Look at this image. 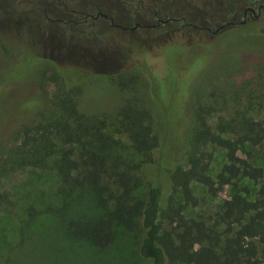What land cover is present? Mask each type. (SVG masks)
I'll return each instance as SVG.
<instances>
[{"label":"rangeland","instance_id":"374dc122","mask_svg":"<svg viewBox=\"0 0 264 264\" xmlns=\"http://www.w3.org/2000/svg\"><path fill=\"white\" fill-rule=\"evenodd\" d=\"M52 1L21 0L17 8L10 0L0 1V140L50 113L57 92L54 73L66 78L69 75L81 84L78 110L85 116L105 119L106 131L116 137L119 109L137 97L152 114L159 138L154 152L158 164L138 169L142 158L124 138L127 147L118 151L116 161L137 179L138 193L159 179L167 197L170 190L164 169H173L187 159L196 113L201 112L217 133L218 126L228 127L230 131L222 134L223 138L235 139L246 120L264 125V60L255 58L264 55L262 25L216 35L198 28L170 32L180 27L174 22L148 31L108 28L97 32L99 41L83 35L70 46L69 33L62 36L52 30L59 25L47 21L44 7L49 18H64L71 13L63 10L72 7L94 14L92 1L122 26L132 25L130 13H120L115 0H62L65 7ZM205 1L162 0L159 4L171 9L175 17L183 16L186 22L214 31L216 21L206 18L212 19L223 10L216 4L205 6ZM19 11L30 14L20 20ZM92 25L88 20L86 26ZM121 73L136 77L135 89L118 86L116 76ZM242 150L250 152V161L264 169V141ZM202 151L210 156L209 174L216 180L227 163L226 151L211 144ZM242 157L240 151L235 153V158ZM58 159L59 155H53L45 161V168L25 167L0 176V264H151L138 252L143 236L140 226L132 231L116 226L114 240L104 250L67 234L66 225L71 221L94 220L110 213L112 201L90 188L66 185L57 172ZM242 187L249 189V199L258 197V184L241 178L238 188ZM191 191L194 205L187 203L180 191L173 196V205L182 207L186 218L211 224L233 189L224 186L217 197H211L205 187L192 183ZM161 222L163 229L173 228L165 213Z\"/></svg>","mask_w":264,"mask_h":264},{"label":"trees","instance_id":"16d2710c","mask_svg":"<svg viewBox=\"0 0 264 264\" xmlns=\"http://www.w3.org/2000/svg\"><path fill=\"white\" fill-rule=\"evenodd\" d=\"M255 58L263 61L264 55ZM52 76L57 92L50 113L44 117L41 114L42 119L23 124L9 138L0 140V176L25 167L45 168L50 156L59 155L57 172L66 185L81 190L90 188L112 201L110 213L66 225L68 235L89 240L96 249L104 250L113 242L116 226L128 231L140 226L143 236L138 252L151 264H264V169L250 161V152L242 150L246 145L256 147L264 141L261 122L246 120L235 139L223 138L221 135L230 131L228 127L218 126L217 133L201 112L196 113L187 159L173 169H164L169 196L159 179L150 182L140 194L137 179L123 170L116 159L118 151L127 147L124 138L142 158L138 169L158 164L154 152L159 138L150 110L137 97L126 101L117 113L116 137L106 131L105 119L85 116L78 110V81L69 75ZM116 77L120 88L135 87V76L121 73ZM208 144L226 151L227 163L216 180L209 174L210 156L202 151ZM238 151L242 158H235ZM241 178L259 185L257 198H248L247 187L238 188ZM192 183L205 187L211 197H217L224 186L233 189L211 224L186 218L182 207L172 203L180 191L184 200L194 205ZM163 213L173 225L170 231L162 227Z\"/></svg>","mask_w":264,"mask_h":264},{"label":"flooded vegetation","instance_id":"af4514ba","mask_svg":"<svg viewBox=\"0 0 264 264\" xmlns=\"http://www.w3.org/2000/svg\"><path fill=\"white\" fill-rule=\"evenodd\" d=\"M40 1L44 2V0ZM115 1L117 2L116 8L119 9L120 13H123V15H126L127 12L130 13V21L132 23L131 26L116 24L112 16L101 12L92 1L90 4L93 7L92 9L95 12L94 14L89 13V11L80 10L79 7H72L69 10H63L64 12H70L71 16L62 18L60 16L63 15L56 14L58 16L49 18L46 7H44L43 15H45L47 21L58 23L59 26L52 30L60 31L62 36H65L66 31L69 33L71 39L69 43L70 46L77 44L83 35L93 37V39L99 41L100 38L97 36H100V34L97 32L103 33L108 28L122 29L128 32L136 31L138 29L148 31L173 22L180 24V27L170 29V32H179L184 28H188L189 31H193V29L195 30L198 28L203 31L202 33H211L212 35H216L229 29L245 28L248 25H262L260 28L264 29V0H220L216 3H213V0L205 1V6H212L213 4H216L223 10L220 15L213 17L212 19L209 17L206 18L207 21H216L217 25L214 31H211V29L205 25H197L186 22V18L183 16H173L171 9H164L161 7L159 3L162 0H146L148 1L147 3H144L143 0H135L133 2L131 0ZM10 2L15 3L16 8L17 5L21 4V0H10ZM52 3L56 5L60 4L65 7V3L62 0H53ZM204 10L207 11V8L205 7ZM161 12L163 13V16H161ZM28 14H30V12L19 11L17 18L21 20L22 15H26L27 17ZM99 19L107 22V24L99 22ZM88 20L92 21V26H86ZM218 20H221V22H217ZM81 42L83 43V41Z\"/></svg>","mask_w":264,"mask_h":264}]
</instances>
